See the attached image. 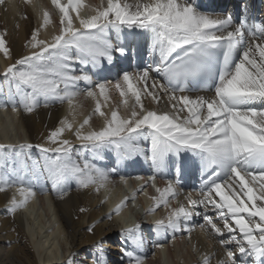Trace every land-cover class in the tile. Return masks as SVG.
<instances>
[{"label":"snow or ice","instance_id":"1","mask_svg":"<svg viewBox=\"0 0 264 264\" xmlns=\"http://www.w3.org/2000/svg\"><path fill=\"white\" fill-rule=\"evenodd\" d=\"M5 2L0 0V5ZM52 3L59 8L62 21H67V24L52 43L36 40V33H33L35 43L31 47L34 50L30 55L17 59L4 74L10 87L7 99L0 98V107H8L11 103L15 112L16 96L29 113L40 104V98L45 105L64 100L70 102L79 94L76 82H89L90 78L86 74H72L66 61L80 58L66 56L63 49L75 47L92 60L105 57L111 61L113 45L103 37L107 28L119 25L151 28L154 33L153 53L159 58L157 65L146 71L126 73L122 82L119 80L114 85L122 97L129 93L135 97L131 119H118L113 111L111 120L101 130L82 134L77 129L76 137L84 142L82 146L97 148L111 143L122 150V155L142 154L143 149L133 145L130 138H134L133 134L140 129L148 128L153 133L150 159L157 169L163 166L169 152H176L182 147L200 150L205 155V169L210 170L200 189L202 198L193 199L188 194L185 197L187 205L180 204L172 210L166 221H156L157 230L171 229L173 235L182 231L190 233L193 216H201L205 224L218 234L219 243L225 248L226 259L218 261V264H237V251L242 256L252 257L254 264L264 258V206L257 204V201H264V108L242 107L252 100L264 99V38L252 32L245 37V26H235L230 15L212 17L198 14L184 0L180 3L177 0H150L134 5L108 0L105 10L87 21H81L84 29L93 31L74 29L69 9L62 7L60 0H52ZM47 19L48 14L45 13L46 23ZM245 40L247 43L241 58L233 69L230 67L233 57ZM5 42L6 36L0 33V50L8 55L10 50ZM117 51L123 53L124 49ZM217 62L218 85L213 96L198 95L192 99L182 86L178 89L172 87L202 72L214 75L210 66ZM153 72L159 74L163 82L151 77ZM133 81L143 83L145 87L138 89ZM95 88L104 95L107 84H96L86 90L87 95L94 96ZM142 94L155 102L166 97L171 110L160 114L147 110L141 102ZM4 95L0 89V97ZM95 111L104 115L99 103ZM88 123L89 120L85 119L80 128ZM68 127L71 128V124ZM63 131V127L57 128L48 136L51 143L59 144L58 147L36 146L44 154L43 162L22 153L23 149L33 147L30 144L20 145L21 152L12 159L5 152L6 146L0 144V192L21 185L18 191L23 197L19 202L13 200L8 209L10 213L24 207L28 198L36 195L32 184H26L27 175L37 179L44 176L51 180L54 188L63 186L62 195L67 194L70 179H75L77 186L82 188L97 183L103 185L108 181L109 174L89 161L73 159L71 142L59 139ZM157 191L161 193L156 198V206L159 207L169 203V195L176 198L178 186L168 182L165 189ZM198 206H202L203 211H197ZM121 207L123 205L115 209V213H119ZM80 211L86 209L81 208ZM152 211L149 209V212ZM209 211L215 213L218 221L214 222ZM219 221L223 222V230L217 226ZM93 227L88 231H93ZM138 229L139 224L127 232L133 244L141 248L140 239L131 235ZM231 245L235 246V251ZM156 246L160 245L157 243ZM98 250L102 254V247ZM125 255L130 257V264H143V257L132 252H125ZM93 264H102V256ZM203 264H211V258L206 255Z\"/></svg>","mask_w":264,"mask_h":264},{"label":"bare ground","instance_id":"2","mask_svg":"<svg viewBox=\"0 0 264 264\" xmlns=\"http://www.w3.org/2000/svg\"><path fill=\"white\" fill-rule=\"evenodd\" d=\"M209 1L213 3L211 9L207 6L208 0H184V3L191 6L198 14H207L212 17L230 15L233 24L238 26L234 22L232 12L235 1ZM119 2L134 5L137 2H150V0H119ZM177 2L180 3L182 0ZM227 2L231 4L228 11L217 10ZM60 5L69 9L68 15L74 29L93 31L84 29L81 21H87L105 10L108 0H60ZM45 13L48 14L47 23ZM66 24L67 21H62V14L52 0H6L5 4L0 5V33L6 36V47L10 50L8 55L0 50V89L5 94L0 98L7 99L9 92L10 85L4 75L8 67L22 56L30 55L34 50L31 47V44L35 43L32 40L33 33H36V40L52 43L54 38L61 34V29ZM115 27L118 26H110L103 33V37L112 44L115 42L113 38ZM119 27L123 30L127 42H132V47L126 49L123 54L127 60V69L123 74L119 72L117 66L105 68V57H100L95 61L101 64L103 69L101 75L98 74L95 78L88 66L84 68L90 81L86 86L82 80L76 82L79 94L70 102L64 100L45 105L43 98H40V104L29 113L24 110L20 98L16 96L17 110L15 112L12 110L11 103L8 107H0V144L6 146L5 152L10 159L16 158V154L21 152L20 145L30 144L33 147L23 149L22 153L43 162L44 154L36 146L58 147L59 144L51 143L48 136L52 131L63 127L64 131L59 139H67L71 142L73 159L87 160L109 174L108 181L103 185L97 183L88 188L78 187L76 180L70 179L67 182L66 195L61 194L63 186L58 185L54 188L51 180L44 176L37 179L26 174V184H32L36 195L29 197L25 206L18 208L15 213H10L8 209L13 200L17 202L23 200L18 191L21 185L0 192V264H93V261L101 256L102 264H108L112 260L113 264H130V257L125 255V252H132L135 256L143 257V264H203L206 255L211 258V264H218V261L226 259L225 248L220 245L218 234L208 230L201 216H193L190 233L182 231L173 235L171 229L158 231L155 226L158 220L166 221L170 212L180 204L187 205L185 197L188 194H191L193 199L202 198L200 193H189L186 184H177L176 176L185 173L190 160L198 163L201 160L206 162L204 153L190 147H182L176 152H169L164 158L163 166L157 169L150 159L153 133L148 128L140 129L133 134L134 138H130L133 145L143 149L142 154H135L139 155L135 159L136 162L139 164L140 158L150 167L157 181V189L163 190L168 182H172L178 186V194L175 199L169 195L167 197L169 203L157 207L156 198L161 195L157 189L156 191L151 189L148 183L136 189V185L132 183L136 199L132 204L128 201L125 204L122 198L127 196L128 192L118 180L119 169L117 168V157L124 156L121 154L122 150L116 149L111 143H105L97 148L91 145L82 146L84 142L76 137L77 129H80L82 134L101 130L111 120L113 111L117 113L118 119H131L135 97L131 93L122 97L120 90L114 85L119 80L122 82V77L126 73L146 71L158 63L159 58L153 53L154 33L151 28H141L136 25H119ZM261 38H264V35ZM246 43L245 40V45ZM136 47L140 50L146 49L150 58L157 57V61L142 64L138 70L132 69L128 61ZM62 51L72 58L85 57L75 47ZM111 53L113 57L114 52ZM241 55L242 53L234 63L233 69ZM257 59H259L258 53ZM77 61L66 62L69 63L73 75L84 74L81 72L82 68L76 64ZM150 76L163 82V78L155 72L150 73ZM99 83L107 84L106 93L101 95L99 89L95 88L93 89L95 95L88 96L86 90ZM133 83L138 89L145 87L143 83L135 81ZM126 87L125 85V89ZM214 90L215 87L207 91L186 92L195 99L198 95L211 97L214 95ZM141 102L147 110H155L158 114L171 110L166 97L155 102L151 97L142 94ZM97 103L104 115L95 111ZM242 107L264 108V99L252 100ZM186 113L187 110L184 114ZM85 119H88L89 123L80 128ZM69 124L71 128L68 127ZM20 158L22 159L23 155ZM171 164L175 165L169 169ZM125 166V172L131 179V173L126 164ZM179 168L183 171H179ZM257 204L264 206V201H257ZM121 205L123 207L120 208L119 213H115V209ZM81 208L86 211L81 212ZM149 209L153 211L149 212ZM197 211H203L202 206H198ZM209 215H212L214 222L218 221L219 218L214 212L209 211ZM137 224L139 229L131 235L140 239L143 245L141 248L133 244L127 232ZM217 226L223 230L222 221H219ZM90 227H93L91 232L88 231ZM208 227L211 226L208 225ZM157 243L159 247L156 246ZM101 247L102 254L98 250ZM230 247L233 248L232 245ZM110 250L116 252L114 258L109 256ZM87 255H90V259H86ZM199 257L201 262L198 260ZM246 258L240 263L237 260V264H248V260L254 264L252 257ZM236 259H238L237 256ZM255 264H264V258L256 261Z\"/></svg>","mask_w":264,"mask_h":264},{"label":"rangeland","instance_id":"3","mask_svg":"<svg viewBox=\"0 0 264 264\" xmlns=\"http://www.w3.org/2000/svg\"><path fill=\"white\" fill-rule=\"evenodd\" d=\"M227 3H229V2H227ZM227 3H226V4H227ZM226 4H225V5H226ZM131 56H132V55H131ZM131 56H130V57H131ZM172 167H173L172 165L169 166V168H172ZM45 196H46V195H45ZM47 196H48V195H47ZM206 226H207V228H208L209 231H212V229H210L211 227H208V225H206ZM226 236H227V233L225 234V237H226ZM232 246H233L232 249L234 250V249H235V248H234V245H232ZM239 254H240V253L237 252L236 256H237V258H238V259H237L238 262L240 263V262H242L243 259H245V256H242V255L240 254V256L238 257ZM115 255H116V252L110 250V254H109V256L114 258ZM86 259H90V255H87V256H86ZM86 259H85V260H86ZM246 259H250V258L247 257ZM198 260L200 261V260H201V257H199ZM200 262H201V261H200ZM108 264H113V260H112V261H109ZM201 264H202V263H201ZM248 264H252V261L248 260Z\"/></svg>","mask_w":264,"mask_h":264}]
</instances>
